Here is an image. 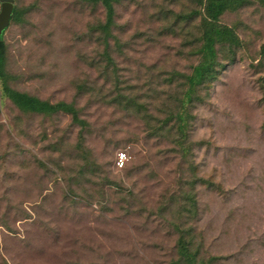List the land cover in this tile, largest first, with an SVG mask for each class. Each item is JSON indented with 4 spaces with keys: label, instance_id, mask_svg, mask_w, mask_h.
I'll return each mask as SVG.
<instances>
[{
    "label": "rangeland",
    "instance_id": "1",
    "mask_svg": "<svg viewBox=\"0 0 264 264\" xmlns=\"http://www.w3.org/2000/svg\"><path fill=\"white\" fill-rule=\"evenodd\" d=\"M15 8L28 12L4 35L10 85L75 104L88 128L22 112L0 81V264H176L179 228L205 260L264 264V0L222 16L243 44L198 89L184 146L163 126L199 62V20L177 23L195 0H120L115 70L101 4Z\"/></svg>",
    "mask_w": 264,
    "mask_h": 264
},
{
    "label": "trees",
    "instance_id": "2",
    "mask_svg": "<svg viewBox=\"0 0 264 264\" xmlns=\"http://www.w3.org/2000/svg\"><path fill=\"white\" fill-rule=\"evenodd\" d=\"M87 1L95 5L101 4L105 9L106 21L104 24L98 26V31L102 35L100 40L105 46L104 55L108 61L106 70H109L111 67H114L115 70V63L110 51L112 39H116V45L119 44L118 39L113 34V28L116 25V5L120 0ZM195 2L197 3L198 9L191 14L179 15L177 23H193L199 20L197 24L198 47L196 49L199 62L194 67L192 74L185 76V83L188 88L183 98L180 99L177 108L175 110H169V115L163 126L165 127L167 125L170 132L177 130L181 136V139L177 142L182 146L185 145L189 127V105L193 103L194 98L197 96L198 89L201 87H209L218 79L222 49L226 47L239 49L243 44L232 27L221 23V18L227 12L237 11L245 6L247 0H195ZM27 12L28 10L25 9L19 10L18 8H14L11 24L13 22H19L21 16ZM5 32L0 36V81L2 83L3 96L10 100L22 112L48 116L64 113L70 115L74 123H78L83 129H87L88 125L81 118L80 111L75 104L65 102L53 104L12 88L10 85L12 75L8 71V47L4 39ZM79 90L81 92L86 91L83 86H79ZM133 102L134 100L129 97L126 98L118 95L110 100L109 103L122 106L125 104V109H128ZM173 121H175V124L171 126L170 124ZM178 233L180 237L177 242L178 260L176 264H216L219 261L217 257L205 260L201 256L200 249L195 248L194 236L190 230L179 228Z\"/></svg>",
    "mask_w": 264,
    "mask_h": 264
},
{
    "label": "water",
    "instance_id": "3",
    "mask_svg": "<svg viewBox=\"0 0 264 264\" xmlns=\"http://www.w3.org/2000/svg\"><path fill=\"white\" fill-rule=\"evenodd\" d=\"M0 36L9 28L15 8V0H0Z\"/></svg>",
    "mask_w": 264,
    "mask_h": 264
}]
</instances>
